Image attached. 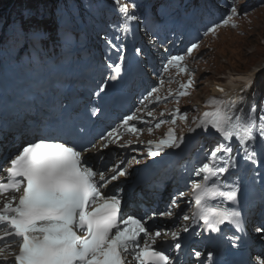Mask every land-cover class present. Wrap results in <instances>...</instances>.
Listing matches in <instances>:
<instances>
[{
  "label": "snow or ice",
  "instance_id": "6c2138e0",
  "mask_svg": "<svg viewBox=\"0 0 264 264\" xmlns=\"http://www.w3.org/2000/svg\"><path fill=\"white\" fill-rule=\"evenodd\" d=\"M119 10L127 13L126 6H120ZM231 13H237L235 6H232ZM127 19L134 20L136 17L129 16ZM229 19L224 18L222 22L228 24ZM209 31H214V28ZM195 48L197 45L192 44L187 49L188 53ZM118 59L122 61L123 57L118 56ZM183 60V56L171 57L164 70L175 66L180 72L188 71L182 64ZM113 68L119 73L121 63H114ZM192 84L190 77L186 84L180 86L183 90L178 96L188 95L187 89ZM99 87L103 92L106 86ZM246 87H251V84ZM155 92L157 89L153 88L148 96ZM156 99L159 101L161 98ZM239 103L232 97H210L205 103L207 110L197 119L196 127L191 129L195 131L199 128L205 132L211 129L214 130L211 134L219 137L210 154L206 155L207 162L195 170L202 179L191 181L195 205L192 219L198 218L216 231L225 221L239 225L238 211L210 204L216 197H225L229 201L236 199V187L222 191L218 179L235 166L234 148L228 142H238L239 147L247 152L244 146L255 142L258 132L264 146V104L259 107L257 128V105L253 103L245 111ZM176 113L181 119H187V114H180L179 109ZM148 115L151 116V112ZM137 119L139 117L135 114L123 118L127 131H142L131 123ZM163 122L161 120L156 127ZM172 122L175 123V117ZM182 139L175 135L174 129L169 128L164 138L148 142L149 155L157 156L166 147L178 148ZM152 144H155V151ZM84 152L82 145L59 142L54 137H40L27 142L16 150V154H9L8 166L2 169L5 175L0 176V195L22 194L18 197L13 195L0 208V244L5 245L0 248V264H172L165 250L154 247L156 238L162 233L157 231L150 236L143 218L123 212L118 191H105L109 178L105 172L94 169ZM124 175L126 171L117 168L110 180ZM214 177L217 178L215 181ZM180 196L184 193L181 192ZM167 214L171 215V212ZM183 219L189 220L190 217L185 215ZM177 235L173 233V237ZM7 241H14L15 244ZM16 245L18 252L4 255L6 248ZM174 247L179 249L181 245L175 243ZM195 254L200 255L199 252ZM260 264H264V260Z\"/></svg>",
  "mask_w": 264,
  "mask_h": 264
},
{
  "label": "rangeland",
  "instance_id": "374dc122",
  "mask_svg": "<svg viewBox=\"0 0 264 264\" xmlns=\"http://www.w3.org/2000/svg\"><path fill=\"white\" fill-rule=\"evenodd\" d=\"M75 7L76 5L73 8ZM14 19L15 17H12V20ZM209 40L210 45L203 46L206 51L202 50L201 56L197 57L207 59V62L195 66L198 68L195 77L199 78L193 83L197 85L195 93L182 103V110L179 112H188L189 109L193 111L198 106V100L211 94L214 86L226 85L231 75L239 73L242 75L262 68L261 78L254 86L255 89L259 87L258 92L263 89V83L261 85L260 81L264 80V8L259 9L252 16H245L242 27H225L212 35ZM239 106L241 107L240 104ZM182 125L184 128L190 125L189 114L187 119H183V123L177 124V128H182ZM213 143L214 141H211L210 145L203 149L201 158H204V154H210Z\"/></svg>",
  "mask_w": 264,
  "mask_h": 264
},
{
  "label": "bare ground",
  "instance_id": "6f19581e",
  "mask_svg": "<svg viewBox=\"0 0 264 264\" xmlns=\"http://www.w3.org/2000/svg\"><path fill=\"white\" fill-rule=\"evenodd\" d=\"M256 71V70H255ZM252 71V72H248L245 74L240 75H231L230 80L228 81V83L226 85H217L214 86L212 88V93L214 95H216L217 92H220L219 86H221L223 89H226L228 94H237L240 96H248V93L251 91L252 87L255 85V82L257 83V81H259V79L261 78L262 75V68H260L258 71ZM251 84V87H246V85ZM146 88V87H144ZM235 95V97L237 96ZM203 101V100H202ZM13 150H9L6 155H9L10 153H12ZM222 191H223V187L221 186ZM251 216V214H249ZM249 228H253V227H249Z\"/></svg>",
  "mask_w": 264,
  "mask_h": 264
}]
</instances>
